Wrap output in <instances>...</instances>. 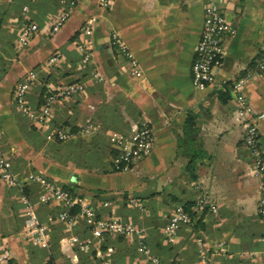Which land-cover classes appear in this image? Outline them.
I'll list each match as a JSON object with an SVG mask.
<instances>
[{"label": "crops", "instance_id": "crops-1", "mask_svg": "<svg viewBox=\"0 0 264 264\" xmlns=\"http://www.w3.org/2000/svg\"><path fill=\"white\" fill-rule=\"evenodd\" d=\"M206 1L111 0L106 7L101 0H0V131L19 179L10 186L0 178V245L13 254L1 264H46L50 257L57 264H264L262 179L253 170L244 141L247 117L232 90L264 50V0L225 1L235 33L224 37L216 82L198 89L192 67ZM64 11L67 21L51 35ZM31 22L40 31L22 44L21 30ZM89 23L95 49L91 63L81 66L77 44ZM112 32L136 55L141 78L113 46ZM55 52L63 60L50 67ZM31 72L38 77L27 93L33 108L44 102L48 85L83 82L85 88L59 100L48 123H35L16 100L18 85ZM246 92L259 116L264 155V71ZM141 122L154 129L151 154L128 172L115 170L109 134ZM37 175L72 189L98 219L118 220L138 232L98 238L80 207L73 210L76 225L66 227L59 203L41 201ZM203 198L209 205L196 210ZM28 204L49 228V249L35 246L23 231ZM178 206L191 221L169 240L164 227ZM144 243L148 256L140 251Z\"/></svg>", "mask_w": 264, "mask_h": 264}, {"label": "built area", "instance_id": "built-area-1", "mask_svg": "<svg viewBox=\"0 0 264 264\" xmlns=\"http://www.w3.org/2000/svg\"><path fill=\"white\" fill-rule=\"evenodd\" d=\"M75 2L76 0H67ZM226 0H207L204 5V21L202 25V33L196 47V56L193 62V84L196 88H205L216 82L215 69L219 68L222 63L226 50L223 45L224 37L228 34H234L235 29L227 19L224 6ZM106 7L111 5V0H101ZM69 17V12L64 11L52 24L50 34L56 35L64 26ZM40 31L37 23L31 22L21 30L19 41L26 44L27 41ZM93 26L89 23L85 26V38L77 44V50L80 56V65L87 66L91 63L93 52L95 49V41L93 37ZM111 42L118 52L127 60L131 73L134 77L141 78L143 70L140 62L134 52L125 43L122 37L112 32ZM63 60V55L60 52L53 53L47 64L50 67L55 66ZM264 71V50L261 51L259 58L254 68L248 71L244 76L236 79L233 83L232 90L235 95L236 102L239 105V112L247 117L246 135L244 138L246 146L251 151L253 156V170L260 175L262 179L261 197L259 212L264 215V155L260 147V132L258 129L259 116L255 114L254 107L246 92V85L259 72ZM38 79L36 72L28 74L27 78L21 82L16 90V100L22 112L32 122L44 124L48 123L53 112L55 104L64 98H68L84 91L83 82H74L52 88L48 85V90L44 97V102L38 108L31 107L27 102V93L31 85ZM61 138L66 140L67 134H62ZM109 140L117 153H115L112 164L115 170L128 172L132 170L139 162L146 159L152 152L155 144L154 129L147 122H141L131 128L130 131H113L109 134ZM0 178L10 186L19 184L18 175L14 172L12 161L6 156L3 149V135L0 131ZM34 180L40 183L42 191L40 193L41 201L44 203L57 202L61 206L59 212V220L68 228H73L77 223L78 214L73 213L77 207L81 208L80 216L89 225L95 228L93 234L101 238L105 232L110 233H125L138 232L129 224H125L113 219H98L96 209L91 205H85L80 196L57 184L56 181H51L45 176L37 175ZM130 203H138V200L131 199ZM205 198L201 199L195 205V209H204L208 206ZM212 211H216V206H211ZM191 221L190 214L184 207L178 206L175 212L170 216L167 224L164 227L166 238L172 240L183 225ZM23 231L27 237L37 247L49 249L51 238L48 226L43 223L38 214L34 211L33 206H26V217L24 219ZM140 233V232H139ZM140 251L149 255V248L146 243L142 244ZM13 258L12 250L7 245H0V264L9 262ZM155 263L159 261L155 259ZM100 264H111L109 261H104ZM203 264H210L209 261L203 260Z\"/></svg>", "mask_w": 264, "mask_h": 264}, {"label": "trees", "instance_id": "trees-1", "mask_svg": "<svg viewBox=\"0 0 264 264\" xmlns=\"http://www.w3.org/2000/svg\"><path fill=\"white\" fill-rule=\"evenodd\" d=\"M65 187H67V186H65ZM69 190H71L72 191V189H70L69 187H67ZM25 189V188H24ZM186 207H187V205H185ZM188 209H189V207H187ZM46 264H57V262H56V260L54 259V257H50L49 259H48V261L46 262Z\"/></svg>", "mask_w": 264, "mask_h": 264}]
</instances>
